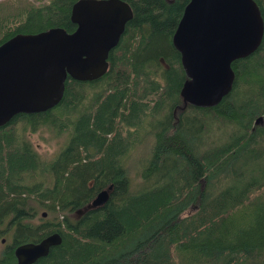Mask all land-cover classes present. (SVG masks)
I'll use <instances>...</instances> for the list:
<instances>
[{"label": "trees", "instance_id": "obj_1", "mask_svg": "<svg viewBox=\"0 0 264 264\" xmlns=\"http://www.w3.org/2000/svg\"><path fill=\"white\" fill-rule=\"evenodd\" d=\"M35 1L0 16V42L37 21L28 31L74 29L75 0ZM125 1L133 14L104 74L67 76L55 106L0 125V222L14 221L19 241L61 233L33 264H264V123H255L264 117V35L232 61L230 91L199 106L181 94L187 77L172 43L188 0ZM224 125L226 135L209 136ZM40 127L61 138L49 159L20 130ZM146 145L141 168L128 165ZM109 184L108 200L88 206ZM41 208L49 217L32 234Z\"/></svg>", "mask_w": 264, "mask_h": 264}, {"label": "water", "instance_id": "obj_2", "mask_svg": "<svg viewBox=\"0 0 264 264\" xmlns=\"http://www.w3.org/2000/svg\"><path fill=\"white\" fill-rule=\"evenodd\" d=\"M131 17L125 0H75L70 9L73 30L54 25L16 32L0 42V125L19 112L55 106L63 97L67 76L92 80L104 74L109 51ZM263 35L256 0H188L172 34L187 77L181 86L184 98L199 106L217 104L231 89L232 61L252 53ZM263 120L259 116L255 123ZM111 187L97 191L88 206L103 205ZM60 240L53 232L18 245L17 264L34 262Z\"/></svg>", "mask_w": 264, "mask_h": 264}, {"label": "rangeland", "instance_id": "obj_3", "mask_svg": "<svg viewBox=\"0 0 264 264\" xmlns=\"http://www.w3.org/2000/svg\"><path fill=\"white\" fill-rule=\"evenodd\" d=\"M1 3L3 4V6H0V16L6 15L8 13H14L17 12V9L19 7V5H21L22 3H24L25 5H27V3L29 2H34L36 3L35 0H23V1H18L17 3L19 4L18 6H14V5H10L8 4L9 0H0ZM42 23L41 22H34L31 24V27L27 26L26 32H30L28 30H33V29H37V28H41L42 27ZM257 56H261V55H256L253 58L250 59V61L252 62V60L254 58H256ZM264 120L260 123H258V126L263 125ZM231 129V125H224V126H218L217 128H214L211 131V134H209V136H211L212 139L216 138L217 135H221V133L224 131V135H226ZM23 132V138L29 143V145L31 147H33L35 149V151L38 153V155L40 156V158L42 159H49L51 158L55 152L57 151L61 138L57 137L55 135H53V133L50 130H47L46 127H40L37 128L34 131H31L30 129L24 131L22 129H20ZM145 141L147 142V144H149L151 141L150 139L146 138ZM136 149V148H134ZM149 146L146 145L145 148H139L137 150H133L130 154V156L126 159V163L134 168H141L143 162L148 158L149 156ZM263 161V159H262ZM33 178V177H32ZM264 199V198H262ZM42 210H46L45 208H41L39 209L38 214L35 216V220L37 222L38 219H41V217L45 218V217H49V214L46 213L44 216L40 214V212ZM81 210V209H80ZM76 213H74L75 215ZM52 216V214H51Z\"/></svg>", "mask_w": 264, "mask_h": 264}, {"label": "flooded vegetation", "instance_id": "obj_4", "mask_svg": "<svg viewBox=\"0 0 264 264\" xmlns=\"http://www.w3.org/2000/svg\"><path fill=\"white\" fill-rule=\"evenodd\" d=\"M130 5V4H129ZM131 7V6H130ZM132 9V8H131ZM133 14V12H132ZM126 25V24H125ZM123 33V32H122ZM121 37V36H120ZM119 42V41H118ZM118 44V43H117ZM116 44V45H117ZM115 45V46H116ZM242 58V57H240ZM235 60V59H234ZM179 61L181 63V60H180V53H179ZM109 62V60H108ZM67 78V77H66ZM234 81V80H233ZM233 84V82H232ZM76 216H79V214L81 213V210H76ZM28 223L30 224V230L33 234L34 232V226L36 224V220H35V217H30L29 218V221ZM15 228H16V223L14 221H11L9 220V218L7 217L5 220H3L2 222H0V264H3V263H6L7 260H10L12 261V264H17V256L15 254V248L22 244V243H26V242H37L39 241L41 238H43L44 236L50 234V233H53V232H57L59 233L58 231H52V232H49L47 234H45L43 237H41L40 239L38 240H24V241H19V237L17 236L16 232H15ZM60 236H61V240L59 243L57 244H53L49 247V251L51 249L52 246L54 245H58L61 243L62 241V235L61 233H59ZM48 251V253H49ZM47 253V254H48ZM46 254V255H47ZM44 255V256H46ZM44 256H40V257H44ZM38 257V258H40ZM37 258V259H38ZM36 259V260H37ZM35 260V261H36ZM34 261V262H35ZM34 262L30 263V264H33Z\"/></svg>", "mask_w": 264, "mask_h": 264}]
</instances>
